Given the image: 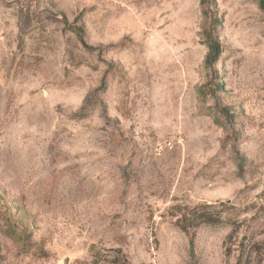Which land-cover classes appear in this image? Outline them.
I'll use <instances>...</instances> for the list:
<instances>
[{"label":"rangeland","instance_id":"obj_1","mask_svg":"<svg viewBox=\"0 0 264 264\" xmlns=\"http://www.w3.org/2000/svg\"><path fill=\"white\" fill-rule=\"evenodd\" d=\"M199 1L0 0V264H264V0Z\"/></svg>","mask_w":264,"mask_h":264},{"label":"trees","instance_id":"obj_2","mask_svg":"<svg viewBox=\"0 0 264 264\" xmlns=\"http://www.w3.org/2000/svg\"><path fill=\"white\" fill-rule=\"evenodd\" d=\"M199 3L203 10H205V8H203L205 6L207 7L209 5L210 6L215 5L213 0H200ZM217 23L218 21L216 19V15L214 14V16L211 18V21H210V27H209L210 39L207 42L208 55L206 58V63L208 65L216 62L219 59L220 54H221L220 44H219L218 35H217V28H215V25H217ZM76 31L77 33L81 32L80 29ZM77 115L84 116L85 115L84 110L79 112ZM183 219H185L186 221H189L190 223H198V224L199 223L215 224L218 221L217 218H215V216L213 215V213L210 212L208 205H203L201 209H197V211H189L185 213L183 215ZM254 245L255 244H252L251 246H249V250H251ZM244 250L242 249L240 250L236 264H241Z\"/></svg>","mask_w":264,"mask_h":264}]
</instances>
